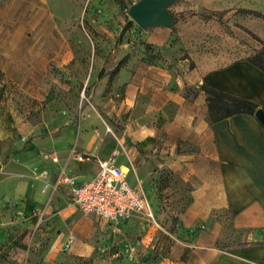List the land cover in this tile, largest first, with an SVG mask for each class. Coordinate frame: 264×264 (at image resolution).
Returning <instances> with one entry per match:
<instances>
[{"label":"crops","instance_id":"1","mask_svg":"<svg viewBox=\"0 0 264 264\" xmlns=\"http://www.w3.org/2000/svg\"><path fill=\"white\" fill-rule=\"evenodd\" d=\"M38 1L48 4V0ZM152 28L149 40L155 46L170 38V33L163 31L167 27ZM48 40L55 41L57 36L50 33ZM43 44L34 43L27 50V74L17 80L20 88L35 97L44 94L41 90L49 82H59L58 75H48L52 69L67 72L69 77L76 68L84 75L87 71L86 63L79 64L81 53L69 42L62 47L45 48ZM1 54L6 55L4 50ZM16 63L14 58L9 60L14 67ZM97 63L93 68L102 70L103 65ZM178 67L177 73L160 60L142 56L119 69L111 81L101 72L93 108L81 109L86 128L75 129L72 122L66 123L61 136L49 141L58 156L53 178L63 171L86 182L99 170L98 160L119 149L117 164L127 172L132 185L144 190L147 199L148 195L155 198L152 180L159 177L165 179L169 193L174 191V198L187 201L176 213L173 230L149 222L142 214L118 222L119 229L123 227L136 236L141 220L145 221L135 244L137 249L158 245L159 264H264V122L255 113L212 120L207 94L201 88L207 85L250 99L264 111V71L244 59L202 74L198 68L186 72L182 63ZM70 112L68 119L73 121ZM93 126H99L102 133H94ZM57 191L72 200L66 187ZM19 195L17 188L14 196ZM31 204L27 203V209ZM73 207L77 217L59 244L69 256L55 261L50 254L43 261L28 264H157L154 258L131 260L120 257V252L106 258L98 255L97 248L103 246L111 222ZM155 207L151 205L155 217L161 216ZM6 213L2 207L0 248L10 258L18 255L22 240L18 239L20 220H8ZM71 234L76 236L75 242L64 251ZM129 239L124 236L118 242L125 244ZM165 245L169 249H164Z\"/></svg>","mask_w":264,"mask_h":264},{"label":"rangeland","instance_id":"2","mask_svg":"<svg viewBox=\"0 0 264 264\" xmlns=\"http://www.w3.org/2000/svg\"><path fill=\"white\" fill-rule=\"evenodd\" d=\"M137 1L48 0L46 4L38 0H0V210L6 209V219L20 220L18 239L22 240L18 255L10 258L0 248V264L39 262L50 254L55 261H64L69 256L59 244L71 229L77 210L73 200L54 188L53 164L58 156L50 149L49 141L61 136L66 123L72 122L75 129L86 128L81 109L93 108L101 72L111 81L119 69L142 56L160 60L177 73L181 63L186 72L198 68L201 74L241 59L264 63V0H175L170 6L174 26L164 28L170 38L160 46L149 40V31L154 29L141 28L128 14L129 6ZM50 33L57 40H48ZM37 42L44 43L45 48L69 42L81 53L78 60L79 64L86 63V74L76 68L69 77L67 72L52 69L48 75H58L59 82H49L41 90L43 95L32 96L19 87L17 80L27 74V50ZM12 58L17 62L15 67L9 64ZM97 60L102 70L93 68ZM221 105L215 103L216 117L224 113ZM70 111L73 121L68 119ZM93 131L101 132L99 126H93ZM131 170L136 171L133 164ZM152 181L155 198L148 195V200L162 214L156 216L158 225L173 230L176 213L184 209L187 201L174 198L165 179L154 177ZM17 188L19 198L14 196ZM10 211L12 215H8ZM141 221L136 236L123 227L119 229V223H111L97 254L106 258L120 252V257H137L141 261L154 258L159 264L158 245L136 248L140 231H144L145 221ZM124 236L130 238L128 242L119 243L118 238ZM166 245L164 249H169Z\"/></svg>","mask_w":264,"mask_h":264},{"label":"built area","instance_id":"3","mask_svg":"<svg viewBox=\"0 0 264 264\" xmlns=\"http://www.w3.org/2000/svg\"><path fill=\"white\" fill-rule=\"evenodd\" d=\"M119 153L120 150L116 149L106 158L99 159V170L86 182H79L75 175L60 172L54 179V188L66 187L82 212L104 221L118 223L142 214L149 222L158 225L144 190L132 185L127 172L117 164ZM79 158L83 160L85 156L79 155ZM75 239L76 236L71 234L63 250L69 251Z\"/></svg>","mask_w":264,"mask_h":264},{"label":"water","instance_id":"4","mask_svg":"<svg viewBox=\"0 0 264 264\" xmlns=\"http://www.w3.org/2000/svg\"><path fill=\"white\" fill-rule=\"evenodd\" d=\"M175 0H138L129 6L128 14L143 29L173 27L174 14L170 6ZM256 116L264 122V111L258 108Z\"/></svg>","mask_w":264,"mask_h":264},{"label":"trees","instance_id":"5","mask_svg":"<svg viewBox=\"0 0 264 264\" xmlns=\"http://www.w3.org/2000/svg\"><path fill=\"white\" fill-rule=\"evenodd\" d=\"M263 43V57H264V42ZM257 67H259L261 70L264 71V63L262 60L258 59H251L248 60ZM204 90L207 94V100L209 104V110L211 114L212 120H219L228 116H231L236 113H251L254 114L256 110L259 108V105L255 103L254 101L240 97L234 94H231L229 92L209 87L207 85L204 86ZM220 102L224 109V113L218 117L214 115L215 113V103Z\"/></svg>","mask_w":264,"mask_h":264}]
</instances>
